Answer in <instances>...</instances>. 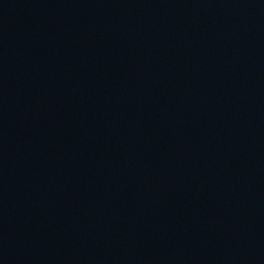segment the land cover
<instances>
[{
    "label": "water",
    "instance_id": "obj_1",
    "mask_svg": "<svg viewBox=\"0 0 264 264\" xmlns=\"http://www.w3.org/2000/svg\"><path fill=\"white\" fill-rule=\"evenodd\" d=\"M139 264H264V0H118Z\"/></svg>",
    "mask_w": 264,
    "mask_h": 264
}]
</instances>
